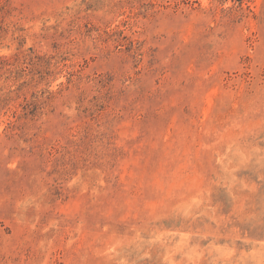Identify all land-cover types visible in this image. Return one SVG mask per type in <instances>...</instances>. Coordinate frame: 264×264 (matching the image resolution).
<instances>
[{"label":"rangeland","instance_id":"obj_1","mask_svg":"<svg viewBox=\"0 0 264 264\" xmlns=\"http://www.w3.org/2000/svg\"><path fill=\"white\" fill-rule=\"evenodd\" d=\"M0 264H264V0H0Z\"/></svg>","mask_w":264,"mask_h":264}]
</instances>
